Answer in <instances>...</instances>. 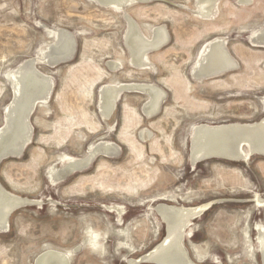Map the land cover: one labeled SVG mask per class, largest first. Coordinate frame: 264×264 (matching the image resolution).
Returning a JSON list of instances; mask_svg holds the SVG:
<instances>
[{"label":"rangeland","instance_id":"1","mask_svg":"<svg viewBox=\"0 0 264 264\" xmlns=\"http://www.w3.org/2000/svg\"><path fill=\"white\" fill-rule=\"evenodd\" d=\"M217 8L205 19L198 0H146L124 11L97 0H0V128L14 99L16 69L56 42L54 29L71 32L76 43L67 63L36 62L53 79L50 100L36 106L22 156L0 163L3 189L33 201L16 209L0 232V264H36L48 251L69 249L75 250L71 264H153L143 258L167 236L162 205L210 206L183 241L192 262L263 264L257 227L264 229V154L240 162L216 157L194 165L191 159L198 126L264 119V48L250 39L264 29V0H217ZM126 16L147 39L158 28L167 31L168 43L146 54L150 65L132 63ZM216 38L225 40L238 69L197 80L200 53ZM125 84L161 89L157 115L144 111L150 95L126 90L105 119L101 88ZM101 142L120 150L53 181L65 156L84 159ZM86 224L108 233L103 251L81 245ZM118 229L128 232L130 247L117 248Z\"/></svg>","mask_w":264,"mask_h":264},{"label":"bare ground","instance_id":"2","mask_svg":"<svg viewBox=\"0 0 264 264\" xmlns=\"http://www.w3.org/2000/svg\"><path fill=\"white\" fill-rule=\"evenodd\" d=\"M144 1L146 2V0H97L102 6L117 11H124L125 7ZM217 12V0H198L197 13L201 17L212 19ZM126 18L128 20L126 42L132 63L138 67L150 65L146 54L159 50L168 43L167 31L165 28H158L154 36L147 39L141 34L137 24L130 17L126 16ZM54 31L56 42L42 48V54L38 58L49 66H54L59 60L72 59L76 50L75 39L71 32L64 29H54ZM250 39L254 45L264 48V29L252 35ZM226 46L223 38H216L202 49L194 74L197 80L219 77L238 69V63ZM38 59L36 57L27 60L13 73L14 99L7 107L6 124L0 128V163L12 156H22L26 146L30 145L34 132L30 122L32 116L30 112L34 113L38 104L45 105L50 100L54 87L53 79L35 66ZM113 67L117 69L118 65L115 64ZM126 90L150 95L151 101L144 111L148 117L157 115L165 96L161 89L141 84L105 85L100 92L101 112L105 119H110L116 102ZM243 145H247L248 152L244 150ZM119 150V147L113 143L101 142L94 146L84 159L65 156L66 167L54 174L52 179L54 182L63 181L77 169L88 168L97 156H114ZM255 153L264 154V119L253 125H201L194 131L191 152L194 165L199 161L216 157L236 162L246 161ZM258 202L261 203L260 200ZM29 203L33 201L8 193L0 184V232L7 231L9 214L17 207ZM208 207L210 206L177 208L162 205L158 207V212L167 223V236L143 260L153 264H196L188 258L183 241L192 221ZM110 210H116L120 214L123 211L118 207H112ZM257 228L259 249L264 264V229ZM36 264H71V262L65 259L62 252L48 251L39 256ZM130 264L133 263L130 262Z\"/></svg>","mask_w":264,"mask_h":264},{"label":"clouds","instance_id":"3","mask_svg":"<svg viewBox=\"0 0 264 264\" xmlns=\"http://www.w3.org/2000/svg\"><path fill=\"white\" fill-rule=\"evenodd\" d=\"M117 234L123 239L117 241V248L130 247L128 243V232L125 229H118ZM84 239L81 241V245H86L93 253L101 252L104 250V242L107 240L108 233L102 232L91 224H86L83 230ZM75 250L69 249L64 252L65 259L69 262L73 258Z\"/></svg>","mask_w":264,"mask_h":264},{"label":"water","instance_id":"4","mask_svg":"<svg viewBox=\"0 0 264 264\" xmlns=\"http://www.w3.org/2000/svg\"><path fill=\"white\" fill-rule=\"evenodd\" d=\"M73 59V58H72ZM71 58H70V60H72ZM70 60H59V61H56L55 62V64H54V66L53 67H56V66H58V65H61V64H64V63H67V62H69ZM39 60H37V62H38ZM35 64H37V63H35ZM36 66V65H35ZM33 114V112H30V116ZM3 160V159H2ZM19 207H21V206H19ZM19 207H17L16 209H18ZM15 209V210H16ZM15 210H13L10 214H9V217H10V215L15 211Z\"/></svg>","mask_w":264,"mask_h":264}]
</instances>
